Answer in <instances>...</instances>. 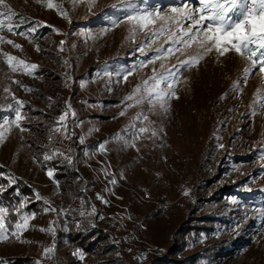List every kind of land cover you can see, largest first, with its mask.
Here are the masks:
<instances>
[{
    "label": "rangeland",
    "instance_id": "obj_1",
    "mask_svg": "<svg viewBox=\"0 0 264 264\" xmlns=\"http://www.w3.org/2000/svg\"><path fill=\"white\" fill-rule=\"evenodd\" d=\"M185 2L4 0L18 16L13 32L0 31V196L17 178L48 204L13 219L31 217L16 236L8 210L0 264L17 256L32 257V264L61 258L101 264L107 240L97 230L119 246L112 256L129 264H153L164 255L177 260L173 264H264V219L256 211L264 209V73L257 68L245 77L247 57L206 52L196 41L157 53L187 22L157 18L133 32L126 18L132 8L174 17L172 8ZM189 59L191 66L177 73L176 96L166 98L167 112L146 100L135 103L146 94L145 81L150 88L151 77ZM21 60L37 67L24 69ZM129 95L134 99L126 100ZM17 100L24 104L20 121ZM142 127L149 131L136 136ZM187 224L189 234L180 233L176 242L175 233ZM85 235L94 241L91 251L78 249Z\"/></svg>",
    "mask_w": 264,
    "mask_h": 264
},
{
    "label": "snow or ice",
    "instance_id": "obj_2",
    "mask_svg": "<svg viewBox=\"0 0 264 264\" xmlns=\"http://www.w3.org/2000/svg\"><path fill=\"white\" fill-rule=\"evenodd\" d=\"M128 3L131 4V0H128ZM189 3L198 6L189 7ZM0 5H3L4 8L7 9L6 12H0V31L6 29L9 32H13L11 21L18 16V14L8 8V6L4 4V0H0ZM47 7L51 8L52 4L49 2ZM59 11L64 14L62 9H59ZM172 12L177 15L174 17H154L153 13H138L135 8H132L131 11L126 12V18L129 22H133V32L137 29L143 30L144 28H147L150 24H153L157 18L165 21H176L180 18L187 22L186 28L184 25H180V30H182L180 37L176 40H172L170 47H168L166 51L162 48H157V53L168 55L173 52L174 48L179 50L176 47L177 45L183 44L185 47H188L190 46V41H196L198 42V46L203 48L206 52H211L214 48L220 56L226 55L229 51H234L241 57H247L251 60V66L244 69L245 77L257 68L259 73H264V0H186L183 5L173 7ZM233 14L238 18L234 19ZM150 17L152 18L150 19ZM21 20H23V18H21ZM5 21H8V23ZM113 23L115 24L117 21H113ZM21 26L22 25H15L16 28ZM35 31V27H30L28 29V32ZM163 31L164 28L161 27L160 33ZM19 34L24 35L23 32ZM158 34L159 33L156 32L152 33L153 36ZM0 41H4V37L0 36ZM6 43L13 45L15 48L21 47L19 44H15L12 40H7ZM63 43L64 42L61 41V45H63ZM147 46L148 45H145V47ZM61 50H63V48H61ZM139 50L142 53L144 52L143 47ZM9 59L11 60L14 58L9 57ZM157 59H160L159 55L150 57L147 61H142L141 65L146 66V64H151ZM192 59L181 61L179 65L174 66V70H168L166 75L158 74L151 77L154 84L150 88L147 87L148 82L145 81L146 94L141 96L140 99H136L135 103L140 104L146 100L151 107L154 108L159 104V107L167 112L166 98L176 96V93L173 90V85L177 82V73L184 68L190 67ZM17 64L24 69L34 70L37 67L34 64L27 65L22 60L18 61ZM9 66L12 67L11 65ZM17 70V67H12L13 72ZM127 75L128 74L123 77L124 80H127ZM161 84L165 87L162 88ZM134 91L135 93H139V87ZM133 99V95L126 97V100ZM16 104L19 105V107L15 108V120L20 121L23 119L21 109L24 107V104L19 100L16 101ZM129 107H131V105H129ZM66 115L67 113L62 114L59 117V120L63 121ZM120 115H124V112H121ZM137 119H141V117L138 116ZM143 119L147 120L148 117L145 115L143 116ZM17 127H21V125L17 123ZM21 130L24 129L21 127ZM57 131H59V129H57ZM147 131H149V129L142 127L137 130L135 135L139 136ZM152 135L155 136L156 132L153 131ZM2 139L3 137L0 136V140ZM117 139H119V137H117ZM99 147L103 150V143ZM219 147H223V145H219ZM49 158L48 155L44 156L45 160H48ZM48 176H53L52 171H48ZM112 183H115V180H113ZM185 194L187 195V193ZM98 198L102 199V197ZM37 199H39L38 195ZM104 202L107 203V201ZM44 203L47 205L48 201L45 200ZM19 207H23V204ZM17 211L19 212V208ZM44 211L48 212L57 210L46 207ZM256 211L258 212L259 217L264 219V209H257ZM7 212V208L0 207V242L7 239V236L4 234L5 228L3 223ZM93 212H95V209H93ZM30 218L31 217L28 215H23V222L15 224V230L12 232V235L16 236L17 232L26 230ZM41 231H44V229H41ZM50 251L51 249L45 250L46 253ZM74 255L83 258V253L79 251L74 253ZM37 264H39V262H37Z\"/></svg>",
    "mask_w": 264,
    "mask_h": 264
},
{
    "label": "trees",
    "instance_id": "obj_3",
    "mask_svg": "<svg viewBox=\"0 0 264 264\" xmlns=\"http://www.w3.org/2000/svg\"><path fill=\"white\" fill-rule=\"evenodd\" d=\"M29 197L33 199L35 198L32 193V188H30V186H28L21 179L17 180V178H16V182L9 185L8 188L4 191V193H2V195L0 196V203H2V206L7 208L13 214V216L9 214L7 216L8 220H6V222H9V225H8L9 227L14 226L15 223L13 222V219L14 221H18L19 215L21 213L42 211L41 209H42V206H44V202L38 199H34L30 203H28ZM21 204H23V207H19ZM38 204L39 206H36ZM18 208H19V212L17 211ZM188 226L189 225L187 224V225L181 226L178 229V232L175 233L174 235V240L176 242H179L178 236L180 233L182 235L189 234L187 233ZM97 234L99 238H104L105 240H107V245L106 247H104V252L105 254L108 255V258L105 259V261H102L103 263L101 264H129L123 256L117 257V258L112 256V252L115 249H118L119 246L117 245V243H115L112 240V236L108 232L104 230H97ZM93 244H94V241H91V237H88V235H85L78 241L77 246H78V249L91 251L90 246H92ZM179 244L180 243H177V245L174 248H178ZM4 260H6L9 264H30V263L32 264V262H34L33 258L30 256H25V257L17 256L15 258H9V259L5 258ZM176 261L177 260L171 258L170 255H164L160 257H155L151 263L153 264H173ZM179 263L185 264L184 261H179ZM56 264H75V262L72 260L66 261L61 258L56 261ZM83 264H89V263L85 262Z\"/></svg>",
    "mask_w": 264,
    "mask_h": 264
}]
</instances>
